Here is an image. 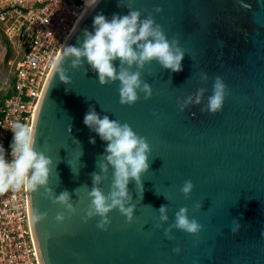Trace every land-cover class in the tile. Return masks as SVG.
Masks as SVG:
<instances>
[{
    "label": "water",
    "instance_id": "95a60500",
    "mask_svg": "<svg viewBox=\"0 0 264 264\" xmlns=\"http://www.w3.org/2000/svg\"><path fill=\"white\" fill-rule=\"evenodd\" d=\"M118 4L119 0H98L77 24L37 105L36 148L53 160L48 187L57 196L68 191L77 208L69 219L62 205L43 197V188L26 189L39 263L264 264V0H134L133 8L142 18L156 7L162 9L153 12L156 23L169 39L177 37L186 53L178 73L156 62L146 67L143 79L153 95L145 100L141 94L132 106L120 104L119 82L101 85L86 61L72 69L71 61L62 58L68 45L82 41L85 29L92 31L95 15H126L128 9ZM62 73L71 83L59 79ZM201 73L207 74V84ZM217 76L229 95L220 112H202ZM201 87L207 89L204 102L180 111L178 100ZM90 107L101 117L128 123L152 149L143 193L134 181L128 185L137 206L133 221L128 223L113 210L107 231L97 228L99 217L86 223L82 219V210L90 204L91 174L99 171L96 161L106 147L83 122ZM80 147L84 166L77 163L75 175L67 161ZM185 180L194 185L187 198L180 192ZM111 182L110 170L100 185L106 195ZM163 204L168 205L169 224L181 207H187L189 217L202 225L199 235L174 229V239H167L168 224L156 227V210ZM195 204L202 207L196 210ZM59 213H64V222L55 220ZM233 220L241 225L235 234ZM176 247L181 248L179 254L173 251Z\"/></svg>",
    "mask_w": 264,
    "mask_h": 264
},
{
    "label": "clouds",
    "instance_id": "9594fccd",
    "mask_svg": "<svg viewBox=\"0 0 264 264\" xmlns=\"http://www.w3.org/2000/svg\"><path fill=\"white\" fill-rule=\"evenodd\" d=\"M98 0H95L97 3ZM134 0H119L118 6L128 9L126 15L113 14L111 19L103 13L93 17L92 31L85 29L82 41L77 45H68L62 53V58L71 61L72 69H79L87 62L89 68L94 71L101 85H110L119 82L118 93L121 105H134L143 94L144 99H150L153 90L149 83L143 79L144 70L153 62L158 63L162 69L178 73L183 70L182 61L186 50L180 46L177 37L168 38L163 27L156 23L153 12L160 13L161 8L156 7L153 12H148L142 18V12L133 8ZM147 11V10H145ZM118 61V64H117ZM151 75V72H149ZM59 79L69 84L71 80L67 74L62 73ZM200 79L207 84L206 73L200 74ZM206 88L201 87L195 93L189 94L183 100H178V108L184 111L191 105H201L204 102ZM229 95L228 86L224 80L217 76L212 85V94L207 97V103L201 109L202 112L211 114L222 110L226 97ZM157 115V113H153ZM84 124L99 138L105 142L104 152L96 161L98 172H93L92 186L87 195L90 204L83 211V221L99 217L97 228L107 231L111 223L109 213L118 210L131 223L136 211V204L129 191L128 185L135 182L136 188L143 193V177L150 170L151 147L145 137L138 135L128 123L110 119L108 115H101L90 107L84 116ZM12 142L10 144V158L0 147V193L9 190L18 191L21 188L29 191H38L43 188V197L53 203L62 205L70 219L76 214L77 208L71 200L68 191L61 192L58 196L48 187L52 171L53 160L45 154L44 150L36 148V130L22 123L12 126ZM70 131V128H69ZM74 144L80 142L73 138ZM90 143L95 144V139L90 138ZM83 155L80 147L75 151L73 159L68 160L73 174L78 175L76 165ZM111 170V187L106 195L100 185L107 179ZM86 187V186H84ZM194 189L191 180H185L180 192L187 198ZM79 188L75 189V193ZM193 207L199 210L202 205ZM159 223L157 228L168 224L164 229V236L172 240V231L180 230L192 236H198L202 231V225L195 218H190L188 208L181 207L175 213V220L169 224L168 205L159 207ZM42 214L37 215V219ZM64 213L56 215L57 222H64ZM241 228L237 220L232 221L231 232L237 233ZM176 254L181 252L180 247L173 249Z\"/></svg>",
    "mask_w": 264,
    "mask_h": 264
},
{
    "label": "built area",
    "instance_id": "2783aa9c",
    "mask_svg": "<svg viewBox=\"0 0 264 264\" xmlns=\"http://www.w3.org/2000/svg\"><path fill=\"white\" fill-rule=\"evenodd\" d=\"M86 0H0V35L19 59L0 105V147L10 158L12 126L33 127L37 105ZM0 264H40L33 243L27 192L0 193Z\"/></svg>",
    "mask_w": 264,
    "mask_h": 264
},
{
    "label": "crops",
    "instance_id": "0c3cea01",
    "mask_svg": "<svg viewBox=\"0 0 264 264\" xmlns=\"http://www.w3.org/2000/svg\"><path fill=\"white\" fill-rule=\"evenodd\" d=\"M14 55L13 46L0 35V97L2 98L8 93L11 85L14 57L16 56Z\"/></svg>",
    "mask_w": 264,
    "mask_h": 264
},
{
    "label": "bare ground",
    "instance_id": "6f19581e",
    "mask_svg": "<svg viewBox=\"0 0 264 264\" xmlns=\"http://www.w3.org/2000/svg\"><path fill=\"white\" fill-rule=\"evenodd\" d=\"M96 3H95V0H86L85 1V5H84V11H83V13H82V15L80 16V19H79V22L81 21V20H83L86 16H87V14L90 12V10L93 8V6L95 5ZM78 22V23H79ZM66 43V42H65ZM64 46V45H63Z\"/></svg>",
    "mask_w": 264,
    "mask_h": 264
},
{
    "label": "trees",
    "instance_id": "16d2710c",
    "mask_svg": "<svg viewBox=\"0 0 264 264\" xmlns=\"http://www.w3.org/2000/svg\"><path fill=\"white\" fill-rule=\"evenodd\" d=\"M8 94H9V92H8L5 96H8ZM5 96H4V97H5ZM4 97H3V98H4ZM3 98L0 97V105H1V103H2V101H3ZM0 116H1V114H0Z\"/></svg>",
    "mask_w": 264,
    "mask_h": 264
},
{
    "label": "rangeland",
    "instance_id": "374dc122",
    "mask_svg": "<svg viewBox=\"0 0 264 264\" xmlns=\"http://www.w3.org/2000/svg\"><path fill=\"white\" fill-rule=\"evenodd\" d=\"M15 56V55H14ZM19 59V57H17V56H15L14 57V61H15V63H16V61ZM14 64V63H13ZM14 66V65H13ZM13 72V71H12Z\"/></svg>",
    "mask_w": 264,
    "mask_h": 264
}]
</instances>
